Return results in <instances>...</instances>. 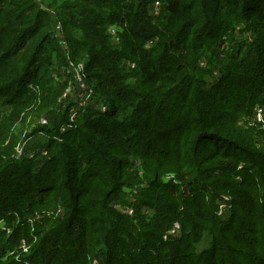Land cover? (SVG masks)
<instances>
[{
  "label": "trees",
  "instance_id": "1",
  "mask_svg": "<svg viewBox=\"0 0 264 264\" xmlns=\"http://www.w3.org/2000/svg\"><path fill=\"white\" fill-rule=\"evenodd\" d=\"M69 60L96 93L72 121ZM256 106L264 0H0V264H264ZM29 108L51 114L37 170L9 134Z\"/></svg>",
  "mask_w": 264,
  "mask_h": 264
},
{
  "label": "rangeland",
  "instance_id": "2",
  "mask_svg": "<svg viewBox=\"0 0 264 264\" xmlns=\"http://www.w3.org/2000/svg\"><path fill=\"white\" fill-rule=\"evenodd\" d=\"M157 10H158V7L153 5L152 9H151V13L156 15ZM111 28L114 29V31H115L114 33L115 34H116V31L119 30V28L116 27V26H112ZM233 35L235 36V41L234 42H231V43L229 42L227 44L219 43L220 45L217 46V49H219L221 51L223 49H225V50L229 49L230 47H233V46L236 47L237 45H239V43L245 42V41H250L251 38H252V36L250 35V32H247L246 29L243 28L242 26H238L237 29L233 31ZM113 39L115 40L116 37H114ZM150 43L151 42H149L148 44H150ZM200 63H206V58L203 57ZM63 74H64L63 78H67L68 77L67 85L65 87V89H66L67 86L69 85V81H71V76L73 75V77H74L75 72L73 70L72 71V75H70L69 72L67 70H65ZM218 75H219V70L218 69L212 70L213 78L216 79V77ZM213 78H210V79L214 80ZM86 81H87V75H86ZM87 83H88V81H87ZM89 86H90L89 88L93 92V95H92L91 99L92 100H96V93L94 91V88L90 84H89ZM62 95H63V93H62ZM97 98L99 99V97H97ZM60 99L62 101H64L62 99V97H60ZM60 99H59V101H60ZM100 103H102V102H99L97 105H95L97 109H100L99 108L100 107L99 106ZM75 107L77 108V106H75ZM255 108L253 109L254 111L252 110V112L248 116L247 115L245 116V124L250 126V127L255 126V127L252 128V129H254L255 135L257 134L256 131L259 132L258 133L259 135H261V138L259 137V135H256L255 138L257 140H259V144L260 145H261V143L263 145V142H264V138H263V136H264V111L260 107L261 110H262L261 118H262L263 121L257 122L256 121V115H254ZM33 112H34V108H33V110L29 108L25 112H23L22 116L24 115L23 116V121H25V123L22 124L21 123L22 121L18 122L15 127L14 126L11 127V129L9 131V134L16 141V144L14 146V154H13L14 158L17 159V160L22 159V158H27L26 160H28L29 162L25 163V167L26 168H33V170H37V169H39V167H40L41 163L44 161V159L47 157V151L45 149V145H44L45 142L44 141H46L49 138V136L46 135L45 133H41V132H37V133L34 132V134L32 133L29 136H27V133H29V131L31 132V130L34 127H41L42 125L43 126L44 125H50V123H51L50 122L51 114L48 113L47 111H43V113H41V117L39 118V120L36 121V122H33ZM74 118H76V117H74ZM67 129H68V125H63V126H61L60 131H65ZM32 131H35V130L33 129ZM260 132H261V134H260ZM7 141L8 140H6L5 143H7ZM133 159L135 161L138 160L135 157ZM170 177H172V176L171 175L170 176H165L164 175V180L166 181ZM124 190L127 192L126 188ZM134 201H135V195L134 196L131 195L130 196L129 205H125V206H122V207L117 205L116 207L117 208L118 207L119 208H123L125 210L126 209H132L133 208L132 204L134 203ZM220 206H225V205H224V203H222V204H220ZM227 207L220 209L221 215H225V213L228 212V208ZM59 210H60V208L58 209V211ZM220 212H218V213H220ZM1 224H2L1 225L2 227H6V228L8 227L6 224H3V222ZM173 224H174L173 228L169 231V233L170 234L179 233L180 230H181L179 223L176 222V223H173ZM21 243L24 244L23 241ZM21 247H22V249L24 251H26V249H27L26 246H21Z\"/></svg>",
  "mask_w": 264,
  "mask_h": 264
},
{
  "label": "built area",
  "instance_id": "3",
  "mask_svg": "<svg viewBox=\"0 0 264 264\" xmlns=\"http://www.w3.org/2000/svg\"><path fill=\"white\" fill-rule=\"evenodd\" d=\"M158 5H159L158 2L154 3V6L158 7ZM55 28L57 31H59V33H61V25L59 23L56 24ZM113 28L110 27L111 33L115 32ZM60 44L62 45L65 51L68 50V44L63 37H60ZM73 70L75 72L74 77L72 75ZM67 71L72 76H71V81H69V85L63 92L62 98L64 99L69 98L74 103L73 108L71 109L70 112V119L72 120L77 114V112L85 109L93 102V100L91 99L93 92L89 88L90 86L86 81L85 65L82 61L74 62L72 60H69ZM75 106H77V108ZM99 106L102 112L106 110L104 103H100ZM261 114H262V110L259 106H257L254 112V115H256L257 122L263 121L261 118ZM132 210L133 209H126V210L124 209V211L128 214H131Z\"/></svg>",
  "mask_w": 264,
  "mask_h": 264
}]
</instances>
